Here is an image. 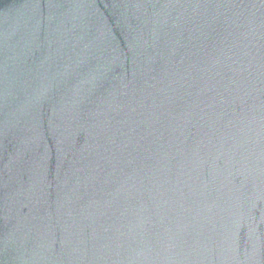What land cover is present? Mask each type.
Masks as SVG:
<instances>
[{
	"label": "water",
	"instance_id": "water-1",
	"mask_svg": "<svg viewBox=\"0 0 264 264\" xmlns=\"http://www.w3.org/2000/svg\"><path fill=\"white\" fill-rule=\"evenodd\" d=\"M0 264H264V0H0Z\"/></svg>",
	"mask_w": 264,
	"mask_h": 264
}]
</instances>
